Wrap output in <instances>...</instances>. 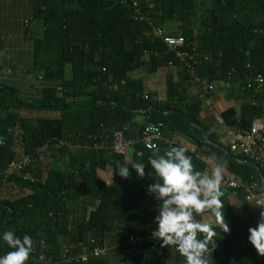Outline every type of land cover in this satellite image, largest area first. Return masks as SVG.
Masks as SVG:
<instances>
[{"label":"trees","instance_id":"trees-1","mask_svg":"<svg viewBox=\"0 0 264 264\" xmlns=\"http://www.w3.org/2000/svg\"><path fill=\"white\" fill-rule=\"evenodd\" d=\"M131 1L33 0L34 16L23 23L32 33V64L23 78L41 89L30 94L19 81L0 77V236L7 230L30 235L28 264H43L42 255L49 264H183L174 248L152 235L157 208L147 186L153 178H137L134 169L130 178L116 172L117 162L144 161L150 167L154 150L141 142L148 124L162 122L165 133L194 147L159 143L161 154L183 146L201 172L209 173L207 157L213 164L226 162L225 170L244 184H264V163L231 153L215 118L203 117L206 93L191 89L204 81H233L228 95L240 103V112H222L226 124L247 131L264 116V82L261 88L255 84L257 76L264 78V0H139L142 20L135 19ZM155 26L184 38L185 49L198 57L199 82L163 39L147 34ZM170 62L178 77L167 72L162 97L147 88L140 72L152 75ZM122 128L137 141L127 155L110 145L113 131ZM60 140L73 146L52 148L45 163L39 160V147ZM17 145L38 158L34 168L25 169L26 179L6 174L20 158ZM5 181L20 194L7 196ZM226 187L221 199L230 231L217 226L208 264H264L247 239L264 209L248 203L241 187ZM208 215L213 216L205 212L197 219L206 222ZM95 248L105 251L86 262L67 260ZM8 251L0 240V255Z\"/></svg>","mask_w":264,"mask_h":264},{"label":"clouds","instance_id":"clouds-1","mask_svg":"<svg viewBox=\"0 0 264 264\" xmlns=\"http://www.w3.org/2000/svg\"><path fill=\"white\" fill-rule=\"evenodd\" d=\"M148 147L154 150L147 161L150 167L144 161L117 162L116 172L122 178H130L133 169L137 178L151 176L154 182L148 184L147 192L155 199L157 208L153 237L163 246L174 248L184 258L183 264H208L207 257L217 247V226L223 232L230 231L221 199L226 162L214 163L211 173L201 172L183 146L169 147L163 154L157 145ZM205 212L215 217L216 225L197 219ZM247 239L258 255L264 257V210L257 223L248 228ZM0 240L11 249L0 255V264H28L33 251L30 235L20 237L7 230Z\"/></svg>","mask_w":264,"mask_h":264},{"label":"built area","instance_id":"built-area-1","mask_svg":"<svg viewBox=\"0 0 264 264\" xmlns=\"http://www.w3.org/2000/svg\"><path fill=\"white\" fill-rule=\"evenodd\" d=\"M120 1L122 3L127 2V0ZM131 4L135 9V19L142 20L144 16L141 14L140 1L132 0ZM32 26L33 25H31L30 27ZM147 34L151 35L153 38L163 39L169 49L175 54L176 58H178L182 62H185L188 74L191 77L190 79L194 82H199V77L197 76L194 67L199 62L198 57H196V54L190 53L185 49L186 42L183 37L167 35L163 27L156 26L153 27L151 32H148ZM169 66L173 67V62H170ZM263 82L264 78L262 76L259 75L255 78V84L259 88L263 86ZM122 83H125V80H123ZM213 88V84H210L209 89L212 90ZM214 117L219 127H225V131L223 133V141L226 143V146L229 148L231 153H233L237 157H244L246 158V160H250L256 164L264 163V116L255 118L252 123V126L247 131H242L238 127L226 126L221 112L219 111H216ZM125 131V128L115 129L112 134V144H110L116 153L122 155L130 154L132 147L137 142L135 138H128L125 134ZM141 142L143 143V145H145L146 148L150 149L148 147L149 144H154L158 146L159 143H165L171 146L177 143L178 141L174 138L172 134L165 133L163 131V123L159 122L154 124H148L143 128L141 134ZM96 145H98V143ZM64 146L72 147L73 143L70 141L60 140L58 141V143H47L43 147H39L37 150L39 160L45 163L47 161V158L52 153V148H63ZM16 151L20 155V158H18V160L10 166L6 174L8 176L12 173H18L22 175L24 179H26L30 176V174L28 171H25V169L29 166L34 168L38 158L24 153V150L19 147V145L16 146ZM222 181L224 185L230 188L241 187V189L245 193V200L248 203L252 204L257 209H264V184L260 180L253 179L250 183L244 184L241 179L233 172L225 170ZM5 183L6 186L4 190L5 193H7V196H14L16 194H20L19 192L21 189H19L17 186L12 185L6 181ZM134 240V238H131V241ZM104 251L105 250L100 248H95L90 253L78 251L72 253L67 258V260L86 262L89 260L91 254L100 255L101 253H104ZM41 258L43 260V264H49V258H45L44 255H42Z\"/></svg>","mask_w":264,"mask_h":264},{"label":"crops","instance_id":"crops-1","mask_svg":"<svg viewBox=\"0 0 264 264\" xmlns=\"http://www.w3.org/2000/svg\"><path fill=\"white\" fill-rule=\"evenodd\" d=\"M33 16V0H0V77H2L1 80H5L10 84L19 81L22 84L21 88L27 90L30 94L37 93L38 89H41L39 82H35L34 79L31 81L27 79V81L23 78H28L27 72L32 64L33 52V40L30 38L32 33L25 32L26 29L23 23L25 20L33 18ZM168 71H172L178 77L175 67L161 69L152 75H146L141 71L140 75L146 78L149 90L158 91L160 96L165 97ZM24 75H27V77ZM210 84H213L214 87L211 92L209 89ZM232 84L233 81L216 80L213 83L204 81L200 86H191L194 91L200 90L202 94L203 92L206 93L203 117L207 121H215L216 111L222 113L229 108L235 107L237 114H239L240 103L228 95V89ZM44 114L49 115L48 113ZM226 126L229 125L226 124ZM219 129L224 133L225 127H219ZM176 139L187 148L194 149L193 145L186 139L180 136H176ZM215 264H218V262Z\"/></svg>","mask_w":264,"mask_h":264},{"label":"rangeland","instance_id":"rangeland-1","mask_svg":"<svg viewBox=\"0 0 264 264\" xmlns=\"http://www.w3.org/2000/svg\"><path fill=\"white\" fill-rule=\"evenodd\" d=\"M38 23H39V28H40V26H41V21L39 20V21H37ZM49 114V113H48ZM54 115V114H53ZM41 116H49V115H45L44 113L41 115ZM206 159H207V161H208V163L210 164V169H209V173H211V169H212V165H213V163H211L209 160H208V158L207 157H205ZM105 173V172H104ZM103 179H105V180H108L109 179V177H108V175L105 173V174H103ZM225 191H227V187H226V185H224V183H223V181L221 182V192L223 193V192H225ZM205 221L206 222H209V223H216V219H215V217L214 216H210V215H208V216H206V218H205Z\"/></svg>","mask_w":264,"mask_h":264}]
</instances>
